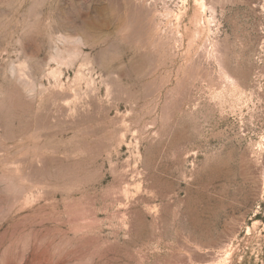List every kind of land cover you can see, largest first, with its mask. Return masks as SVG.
I'll return each mask as SVG.
<instances>
[{"label":"rangeland","instance_id":"1","mask_svg":"<svg viewBox=\"0 0 264 264\" xmlns=\"http://www.w3.org/2000/svg\"><path fill=\"white\" fill-rule=\"evenodd\" d=\"M0 264H264V0H0Z\"/></svg>","mask_w":264,"mask_h":264}]
</instances>
